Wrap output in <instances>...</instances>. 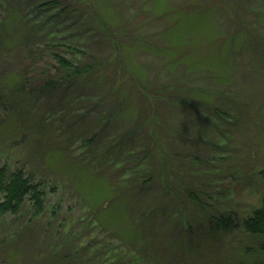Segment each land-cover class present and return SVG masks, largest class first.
Instances as JSON below:
<instances>
[{
  "label": "rangeland",
  "instance_id": "1",
  "mask_svg": "<svg viewBox=\"0 0 264 264\" xmlns=\"http://www.w3.org/2000/svg\"><path fill=\"white\" fill-rule=\"evenodd\" d=\"M47 1L0 0V166L23 170L44 191L37 217L29 204L16 216L0 217V264H44L54 257H67L64 264H96L101 254H112L111 264L262 258L259 241L241 222L260 208L264 194V0H238V7L236 0H67L76 3L74 13L89 8L86 16L98 14L123 35L116 38L122 44L83 37L75 43L80 57L67 45L60 48L76 63L92 57L105 66L103 75L77 85L73 94L63 90L27 101L17 92L23 67L31 63L26 40L45 35L38 30L28 37L35 18L29 13ZM74 15L56 17L50 32L70 34V43L85 19V13ZM172 83L192 92L178 93L180 102L162 103L165 126L175 133L166 132L154 145L182 148L200 162L185 160L188 181L185 168L179 173L173 163L169 189L159 182L140 188L149 161H138L152 127H139L144 109L138 86L150 95ZM101 101L106 105L90 111ZM80 115L87 120L75 126ZM93 136L99 151L88 145ZM125 137L124 152L110 150ZM161 153L153 152L148 168L162 162L167 169ZM184 182L196 200L179 186ZM223 214L233 220L225 232L215 228Z\"/></svg>",
  "mask_w": 264,
  "mask_h": 264
},
{
  "label": "trees",
  "instance_id": "2",
  "mask_svg": "<svg viewBox=\"0 0 264 264\" xmlns=\"http://www.w3.org/2000/svg\"><path fill=\"white\" fill-rule=\"evenodd\" d=\"M82 4L90 5L91 3L94 4V2L90 1H84L80 0ZM236 4V7H238L239 1L236 0L234 2ZM73 4L76 5L75 2H68L67 0H50L47 2H43L39 4L37 7L34 6L32 9V13H29L30 16L35 15L34 17V23L32 22V25L30 26V31L28 33V37L34 36L36 37V33L39 30L40 36L44 35L43 39L41 40H32L27 38V42L32 45V48H30L29 45H27L26 48V56L29 58L28 62L31 63L27 66H24V74L23 77L20 78V85L17 90V92H20L22 94H25L27 98V101H31V99H37L39 96H47L50 95L52 97L54 94H58L61 91L64 90L65 94H73L75 92V89L77 88V85L84 84L92 79H97L96 77L101 74L102 71H104L105 66L97 64L95 60H93L92 57L86 56V62L85 63H76L72 60L67 59L63 55H61L60 48L65 49L67 45V51H71V53L78 54L77 56H81V52L76 50L77 44L79 43V40L83 37H87L88 39L95 38L102 41H109L112 42L114 47V44H122L121 42H118L116 40L117 36L119 35L123 37L122 34L115 33V30H112V27H110L108 24L103 22V20L98 16V14L91 13L90 15L86 16V14H89L90 10L89 8H86V10H81L80 13H74L73 12ZM238 5V6H237ZM93 6V5H92ZM60 11L56 16L48 17L46 20L40 19L43 13H50L53 11H56L57 8H60ZM85 13V17L83 16L82 19V26L79 24L80 31H77V34L71 38L72 40L70 43L67 41V38L70 36V34L67 36V38H64V34L60 35L56 32H50L52 29L49 28V26L52 24L53 28L55 27V18L61 15H74L75 17L77 15H83ZM240 16V15H239ZM239 16L236 17V21H238ZM89 18V19H87ZM95 23L99 25H94ZM237 27L239 28L238 23H235ZM82 27V28H81ZM42 28H45L42 30ZM123 32V30L121 29ZM124 34V32H123ZM33 37V38H35ZM78 40V41H76ZM127 43L130 40L126 39ZM32 41V42H31ZM76 41V42H75ZM122 41V40H121ZM40 42L41 44H38ZM71 44V45H68ZM1 46L5 48V43H1ZM30 60V61H29ZM48 68V69H46ZM40 69V71H39ZM112 68L107 67V72H110ZM30 74L31 77H28ZM37 79V80H34ZM36 81L37 85L35 87H30V83ZM139 94L141 95L140 103L143 105L144 112L142 113V119L143 124L141 123L139 127L142 125V129H147L146 126H151V131L147 129L148 138L145 141L146 149L141 152L139 156L138 164L142 165L143 161L147 159L149 161L154 156L153 152L156 154V157H162L164 156L161 152H166V160L168 162L167 169L165 166L161 163H158L156 166H153V169L148 168V165H146V172L147 177L144 178V182L136 184L137 187L143 188L147 187L153 182H159L164 188V190H167L170 188L169 184V174L172 173L173 170H175L174 167H171L173 163H178L181 167V170L178 171L181 173L182 169H184L187 165L185 160L191 159L195 163H199L200 160L198 157H195L192 153H189L187 150H184L182 148H179V151H177L173 146H159L158 148L155 147L154 143H158L157 140H163L164 134L166 132L172 133V135L175 133L174 130H171V128H167L165 126V116H163V110L160 109L163 102H168L171 104L173 101H182V97H180L178 93H182L186 96V94H189L192 91H188L186 89V85H179L177 83L168 84L166 87L161 89L160 91L153 93V94H147L145 91L146 86L141 84V87L138 86ZM186 90V92H185ZM9 94L5 96V99L8 97ZM183 95V96H184ZM109 97V96H107ZM187 97V96H186ZM43 100V99H42ZM4 101V97L2 102ZM71 100L69 101V103ZM184 102L186 105H190V102L188 99H185ZM96 102H93L92 104H95ZM105 103H108L105 101ZM88 104V103H87ZM151 104V105H147ZM106 104H103L102 101L100 104L92 105L90 108H94V111H98V107H102ZM151 107V110L146 109L147 107ZM186 106V107H187ZM15 107V103L14 106ZM183 107L180 105V108ZM75 111V110H74ZM72 111V112H74ZM86 111V110H85ZM87 110L88 116L91 115V112ZM71 112V111H70ZM79 113V112H77ZM84 113V114H85ZM149 113H152L149 115ZM99 114V113H98ZM84 118V116H79L77 119H73V123H75V126H77L79 122L81 121V118ZM141 119V120H142ZM72 120V119H71ZM87 120V118H84V121ZM81 124V123H80ZM146 124V125H144ZM151 124V125H150ZM74 129V127H73ZM146 132V131H145ZM174 132V133H173ZM167 139L169 137L167 136ZM9 140V139H7ZM125 140L127 138L121 139L119 142L110 144L109 148L110 150L116 151L118 153H122L125 151ZM89 146L94 147L95 143L97 142V139L95 136L92 137L90 141H87ZM86 142V145H87ZM149 143V144H148ZM152 143V144H150ZM147 145V146H146ZM96 146V145H95ZM151 146V149L149 151V148ZM143 147V148H144ZM95 151H99L94 147ZM109 150V151H110ZM94 151V152H95ZM108 151V152H109ZM93 152V151H92ZM158 155V156H157ZM89 157V156H88ZM155 158V157H154ZM89 159V158H88ZM160 158H158V161ZM163 161V160H162ZM137 164V166H139ZM174 165V164H173ZM175 166V165H174ZM176 167V166H175ZM183 171V178L188 181L189 178V172L186 171V168ZM134 184V185H135ZM181 188L183 191L187 192L190 198L196 200V196L190 193V185L187 183H183ZM189 188V189H188ZM26 204L31 205L32 209L34 210V217H37L43 212L44 207V191L42 189V185L40 183H35L33 180L29 177L25 176V173L23 170H15L10 171L7 166H0V217H7V216H16L18 215L25 207ZM233 220L230 219L229 216L226 215H220V217L215 221V228L218 231L225 232L228 229L232 228ZM241 228L242 230L247 233L250 237H252L255 241H259V253L260 258L257 259L256 262L253 263H245L241 260L238 262H234L232 264H264V194L262 196L261 206L259 209L252 212V214L247 217L246 219L242 220L241 222ZM88 249V248H87ZM1 253V251H0ZM98 258L95 260L96 264H111V262L115 259L113 258V255L110 254L109 256L105 255H96ZM67 257H63L61 259L54 257L52 260H46L44 264H64L66 262ZM43 261V259H42ZM119 264L120 261H117ZM114 264V262L112 263Z\"/></svg>",
  "mask_w": 264,
  "mask_h": 264
}]
</instances>
